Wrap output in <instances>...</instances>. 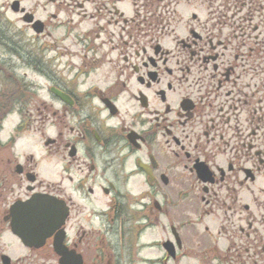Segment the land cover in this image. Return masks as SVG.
Instances as JSON below:
<instances>
[{
  "label": "flooded vegetation",
  "instance_id": "flooded-vegetation-1",
  "mask_svg": "<svg viewBox=\"0 0 264 264\" xmlns=\"http://www.w3.org/2000/svg\"><path fill=\"white\" fill-rule=\"evenodd\" d=\"M256 3L0 0V264H264Z\"/></svg>",
  "mask_w": 264,
  "mask_h": 264
},
{
  "label": "water",
  "instance_id": "water-1",
  "mask_svg": "<svg viewBox=\"0 0 264 264\" xmlns=\"http://www.w3.org/2000/svg\"><path fill=\"white\" fill-rule=\"evenodd\" d=\"M54 208L52 203L45 204V229H44V239L50 238L54 235V233L61 227L64 223L67 214H63V212H52L51 210ZM64 233L63 231H59L55 235L54 239V249L55 252L61 256L60 264H74V256L68 251V248L64 245ZM76 264H82L80 261H77Z\"/></svg>",
  "mask_w": 264,
  "mask_h": 264
},
{
  "label": "rangeland",
  "instance_id": "rangeland-1",
  "mask_svg": "<svg viewBox=\"0 0 264 264\" xmlns=\"http://www.w3.org/2000/svg\"><path fill=\"white\" fill-rule=\"evenodd\" d=\"M253 1H255V2H257L256 3V5H258L259 6V9H264V0H253ZM223 3H225L224 1H223ZM255 4V3H254ZM264 13V12H263ZM261 20L263 21L264 20V15L261 17ZM29 35L31 36L32 35V32H30L29 33ZM33 36H31V37H29V38H32ZM29 50L30 51H33L34 50V47H31V46H29ZM48 262H54V260H53V258H49L48 259V261H47V263Z\"/></svg>",
  "mask_w": 264,
  "mask_h": 264
}]
</instances>
